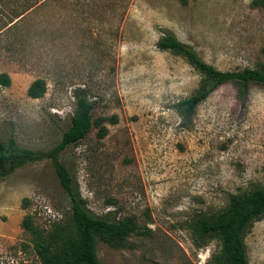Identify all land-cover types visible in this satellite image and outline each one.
I'll use <instances>...</instances> for the list:
<instances>
[{
	"label": "rangeland",
	"instance_id": "obj_1",
	"mask_svg": "<svg viewBox=\"0 0 264 264\" xmlns=\"http://www.w3.org/2000/svg\"><path fill=\"white\" fill-rule=\"evenodd\" d=\"M254 0H0V155L48 151L70 127L77 91L109 132L68 146V167L92 214L134 216L146 235L124 247L99 241L103 264H223L221 241L198 218L231 194L264 186V84L242 98L217 88L184 120L177 103L203 79L181 54L157 43L171 29L207 62L237 71L264 63V11ZM43 78L47 92L28 95ZM115 117V120L113 119ZM72 202L49 159L0 179V264H42L27 215L46 231L70 219ZM250 264H264V216L245 236Z\"/></svg>",
	"mask_w": 264,
	"mask_h": 264
},
{
	"label": "trees",
	"instance_id": "obj_2",
	"mask_svg": "<svg viewBox=\"0 0 264 264\" xmlns=\"http://www.w3.org/2000/svg\"><path fill=\"white\" fill-rule=\"evenodd\" d=\"M253 4L264 11V0H254ZM158 47L183 55L203 79L199 88L191 96L180 100L176 107L184 120L190 121L198 106L221 85L234 83L244 98L252 83L264 84V63L254 68L224 71L207 62L191 45L181 41L171 29H164ZM12 78L7 72L0 73V86H10ZM47 82L43 78L34 80L28 88V95L41 98L47 92ZM76 112L70 127L62 139L48 151L31 149L19 150L11 137L12 150L0 155V179L6 178L18 167L28 163L49 159L57 172L61 184L72 202L70 219L55 224L50 231L37 226L27 215L22 226L32 235L34 250L42 264H103L97 253V243L105 242L112 247H124L132 234L146 235L136 217L127 216L119 220L99 217L87 208L86 200L80 195L68 167L61 161L62 152L70 145L84 139L93 126L98 127V136L105 137L109 128L106 117L94 118L95 103L87 93L77 91ZM116 122L117 119L113 118ZM264 216V186L252 188L243 193L231 194L227 206L218 214L198 218L195 230L200 235H216L221 241L220 259L223 264H250L245 236L255 221Z\"/></svg>",
	"mask_w": 264,
	"mask_h": 264
}]
</instances>
